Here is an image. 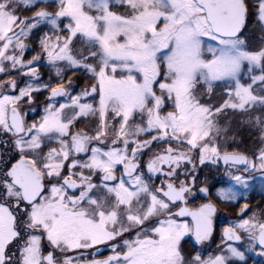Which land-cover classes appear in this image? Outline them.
I'll return each mask as SVG.
<instances>
[{
	"label": "snow or ice",
	"instance_id": "snow-or-ice-1",
	"mask_svg": "<svg viewBox=\"0 0 264 264\" xmlns=\"http://www.w3.org/2000/svg\"><path fill=\"white\" fill-rule=\"evenodd\" d=\"M257 189L264 0H0V264H264Z\"/></svg>",
	"mask_w": 264,
	"mask_h": 264
},
{
	"label": "flooded vegetation",
	"instance_id": "flooded-vegetation-1",
	"mask_svg": "<svg viewBox=\"0 0 264 264\" xmlns=\"http://www.w3.org/2000/svg\"><path fill=\"white\" fill-rule=\"evenodd\" d=\"M41 99H42V97H41ZM244 139H245V141H248L251 139V136L249 135L248 131H245ZM240 147H241V150H244L245 148L250 147V144L245 143V144L241 145ZM205 171L207 172V169ZM207 174L209 176V183L210 184L215 183L217 180H221L224 178L223 177V167H221L219 169V171H217V172H208ZM248 199L251 201V205L253 208L258 204L261 206H264V194H262L258 189L256 191H253L252 193H250ZM240 203H243V201H241ZM235 211H236L235 208L230 207L228 209H224L222 207L220 210V213L218 215L220 217L226 216L228 218H231L234 215ZM222 226H223L222 223L218 220L217 226H216V239L217 240H218L219 232H220V229ZM105 254H107V253H105Z\"/></svg>",
	"mask_w": 264,
	"mask_h": 264
},
{
	"label": "rangeland",
	"instance_id": "rangeland-1",
	"mask_svg": "<svg viewBox=\"0 0 264 264\" xmlns=\"http://www.w3.org/2000/svg\"><path fill=\"white\" fill-rule=\"evenodd\" d=\"M42 71L45 73V78L47 77V71L45 69H42Z\"/></svg>",
	"mask_w": 264,
	"mask_h": 264
}]
</instances>
